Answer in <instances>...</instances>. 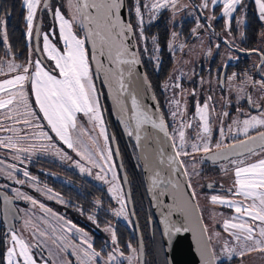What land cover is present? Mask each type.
Masks as SVG:
<instances>
[{
  "label": "snow or ice",
  "instance_id": "1",
  "mask_svg": "<svg viewBox=\"0 0 264 264\" xmlns=\"http://www.w3.org/2000/svg\"><path fill=\"white\" fill-rule=\"evenodd\" d=\"M243 3L200 0L195 5L200 15L192 36L203 45L201 29L215 34L211 21L216 19L217 6L231 36L233 14ZM254 3L264 21V0ZM23 6L26 37L35 40V47L29 49L26 61L17 62L5 33L3 44L8 51L0 57V150L15 161L6 164L0 159L4 165L0 175L21 186L0 184V189L7 190L0 191V222L7 225L0 237V264H142V245L134 248L129 243L126 254L111 223L103 228L110 234V247L97 250L84 229L22 190L32 188L47 199L65 203L51 188H41L26 167H19L36 153H51L108 185L111 200L119 205L110 211L128 219V200L113 159V138L106 128L97 81L108 90L125 133L141 150L168 247L177 236L190 234L199 264H231L237 259L244 264L254 253L264 258V51L251 50L259 56V64L253 66L259 79L249 72L243 78L236 72L221 76L227 65L218 69V87L235 93L234 118L226 110L232 106L227 96L221 97L220 110L212 95L204 101L196 99L190 108L188 96L195 98L197 92L183 87L182 72L161 85L170 93L165 97V111L147 73L140 70L145 56L157 69L160 63L158 37L147 35L146 24L163 11L172 12L174 18L191 7V0L187 4L183 0H65L62 7H53L50 0H23ZM206 11L213 14L201 23ZM41 13L52 17L53 25L46 32L39 27ZM180 36L171 33L168 50L173 54L188 47L186 42L178 43ZM223 43L229 50L234 47L227 37ZM215 47L219 49L220 43ZM206 55H212V48ZM241 100L246 101V109ZM204 160L223 162L221 171L232 176L223 194L205 197L212 224L203 214L198 191L204 187L198 170ZM207 188L214 190V183ZM17 200L30 207H17ZM94 203L99 207L102 202ZM37 207L39 216L32 211ZM217 208L228 212H217ZM87 218L100 227L95 216Z\"/></svg>",
  "mask_w": 264,
  "mask_h": 264
},
{
  "label": "flooded vegetation",
  "instance_id": "2",
  "mask_svg": "<svg viewBox=\"0 0 264 264\" xmlns=\"http://www.w3.org/2000/svg\"><path fill=\"white\" fill-rule=\"evenodd\" d=\"M186 1L187 3H189V0H185L183 2L186 3ZM197 4L199 3H197L196 0H191V7L178 12L174 18L173 14L169 15L167 11H163L158 15L157 19L154 22H152L151 24H146L147 35L149 37H158V42L160 45V63L159 68L157 69L154 65V62L151 61L147 56H145V64L143 68L152 83L153 90L156 92L157 98L160 100L162 108L165 111H167L166 107H164L166 104L165 97L170 95V93L163 91L161 85L165 80L168 79L169 76L179 75L180 72H182L183 76L181 79V83L183 87L188 89L189 91L195 89L197 92V96L195 98L192 96H188L190 108L192 107L196 99L204 101L208 95H212L217 105V109L220 110V108L224 105V100H222L221 97L227 96L231 100L232 106L228 107L226 110H228L234 118L236 116L235 107L237 106L235 93H230L227 89H221L220 87H218V69H220L222 65H227L224 71L219 73V75L221 76H223L224 74L230 76L233 72H236L241 75V78H243V73L249 72L255 79H259L260 76L258 69L253 67L254 65L259 64V56L256 53H252L251 50L260 49L261 51H264V23H262L259 19V15L254 8L253 0H247L243 3V7L241 9H238V11L233 14L234 19L231 23V36L227 35L225 31V24L221 20L217 22L215 21L214 24L211 21L215 34L211 35L210 33L205 32L203 29H201L200 36L203 40V45H201L200 41L196 40L192 36L191 32L192 28L195 27L196 16L200 15L199 10L195 9V5ZM206 12L204 16L200 17L201 23L207 22ZM40 22L42 31L44 29L42 27V24L44 22ZM173 31L181 34L178 43L186 42L188 45V47L184 49L183 53L177 51L175 54H173L168 50V41L171 38V33ZM241 33H243V35H241ZM226 37L227 39L232 41L234 45L231 50H229L223 43V40ZM216 43H220L219 49L215 47ZM189 48H191L192 51H189ZM208 48H212L211 56L206 55V51ZM241 49L247 51H241ZM229 55L234 57V59L229 60ZM185 61H187V63H185ZM201 78L204 80L203 84L200 83ZM240 104H243L245 106V109L247 108L246 101L241 100ZM227 122L228 121H225L226 124ZM215 126L219 127L218 122ZM217 138V136H214V140ZM45 163H43L42 161H36V163L29 164L26 169L32 175L38 178L40 186L41 184H44L48 188H51L53 192L59 194L56 187L62 185L65 182V171L61 168V166H58L57 171L54 172L53 175L45 176L42 172L44 171V169L41 166L36 167L37 164L50 167ZM220 163L223 162L213 164L211 161L204 160L199 165V167H204V169L206 170L216 172L218 175H224V173L221 171ZM40 176H42L43 180H41L42 178ZM226 179L229 180L228 184L224 183L225 186L221 188L218 182L212 179H207L206 177L201 182L204 185V187H202V190L206 192L208 191L210 193L223 194L224 190L230 187L232 176ZM1 182L2 181L0 179V183ZM4 182V184H10L12 187H21L11 184L10 180H5ZM208 183H214V190H209L207 188ZM78 184L80 183H77V185ZM79 187L81 188L80 185ZM0 190L7 191L5 189ZM27 192L30 195L33 194L37 200L45 198L42 197V194H37V192L35 193L29 188ZM9 194L11 193L9 192ZM59 195L63 198L65 203H56L57 213L72 221L78 227L84 229L88 234L91 235L94 241L98 236L99 229L95 224L89 221L87 217L88 215H93L95 216L97 223L99 222L98 220L100 216V206L96 207L94 203L98 199H92L90 208H84L83 205L78 202L76 203L75 208H69L68 206L72 205L68 204L67 199L63 197L62 194ZM19 201L21 200L16 201L17 207ZM54 201L56 202V200ZM24 203L25 202L22 200V204ZM51 203L53 202L51 201ZM206 204L207 201L204 205ZM80 210H83V215L81 214ZM204 211L205 212L203 214L205 218L208 219L207 208H204ZM211 221L212 220L208 219L209 224H211ZM233 263L234 260L231 262V264Z\"/></svg>",
  "mask_w": 264,
  "mask_h": 264
},
{
  "label": "trees",
  "instance_id": "3",
  "mask_svg": "<svg viewBox=\"0 0 264 264\" xmlns=\"http://www.w3.org/2000/svg\"><path fill=\"white\" fill-rule=\"evenodd\" d=\"M25 13L26 10L23 8L21 0H0V22H2L0 23V57H4L8 51L7 47L3 44V35L6 33L8 37V44L11 46L12 54H14L17 61L23 63L28 59L29 48H33L34 45L32 40H29V45L26 43L27 29ZM45 24H42L43 28H47V24ZM50 26L52 25L49 24L48 29ZM101 105L107 131L109 136L110 132H112L114 136L117 151L120 156L121 167L125 172L129 185L132 207L143 240L145 264H165L160 236L147 202L141 171L137 165V157L134 146L130 138L126 136L119 123L113 117L104 93ZM39 166H41L44 170H48L50 173H54L58 169L56 165L52 167H46L45 165L40 164L36 165V167ZM40 177L42 178V176ZM64 177L65 182L56 188L59 194H62V196L67 199L68 204L72 205L68 206L69 208H75L77 202L82 204L84 208H90L92 199L94 198H97L102 202L100 205V219L98 223L100 225L99 230H101V233H104L103 228L111 222V218L104 208L108 204L105 193L94 187L90 182L81 179L72 171H65ZM77 183L80 184L77 185ZM114 229L121 248L126 254L128 253L127 245L129 243L134 248H138L135 230L131 223L130 227L119 224L115 226ZM4 231L5 228L2 222H0V237L3 236ZM96 238L100 243H103V241L99 238V233ZM0 251H2V249H0Z\"/></svg>",
  "mask_w": 264,
  "mask_h": 264
},
{
  "label": "rangeland",
  "instance_id": "4",
  "mask_svg": "<svg viewBox=\"0 0 264 264\" xmlns=\"http://www.w3.org/2000/svg\"><path fill=\"white\" fill-rule=\"evenodd\" d=\"M183 1H185V0H183ZM245 1H247V0H244V2ZM196 2L197 3H200V0H196ZM253 2H254V0H253ZM21 3H22V6H23V0H21ZM50 3H51V5L53 7H62V6L65 5V0H50ZM186 3H187V1H186ZM23 8H24V6H23ZM254 8L257 11L256 6H255V3H254ZM65 11H66V8H65ZM167 12H168L169 15L172 14V12H170V11H167ZM206 13H207V16L213 14L212 12H208V11ZM257 14H258V11H257ZM214 15H215L216 19L212 20V23L213 24L215 23V21L217 22V21H220V20L224 23V18L221 16V10H220V7L219 6L216 7V9L214 11ZM25 16H26V13H25ZM40 20L47 24V28H44L42 30V32H46L48 30L49 24L50 25H53V21H52L51 15H49L47 13H44V14L41 13L40 14ZM261 22L264 23V21H261ZM26 43H27V45H29V39L27 37H26ZM33 49H34V47H33ZM28 57H29V52H28ZM84 122H85V124H87V121L86 120ZM72 155L74 156V153ZM0 159H4L5 162H6V164L7 163H15V161H13V160H11L9 158V155L4 150H0ZM113 159H114V162L116 164L114 155H113ZM36 161H42L43 163L46 162L45 164L48 165V166H50V167H52L54 165H56L57 167L58 166L59 167L61 166V168L64 171H72V172L76 173L81 179H84V180L90 182L94 187H96V188L100 189L101 191H103L105 193L106 199L108 200V204L104 208H105L106 212L109 214V217L111 218V222H110L111 223V226L113 228H115V226L121 224V225H125V226L130 227V223L132 224V221H131L129 209H128V219L127 220H125L123 217H115L112 214V212L110 211V209H112V208H118L119 205L116 204V202L114 200H111V197H110V195L107 192L108 185H105L101 181L96 180L94 178V176H89L87 174H81L77 168H75L73 165H71L70 162L61 161L58 157H56L55 155H53L51 153H36V154L32 155L30 161L26 162V165H19V167H21V168L27 167L29 164L36 163ZM0 167H4V165H0ZM198 170H200L202 172L201 182H202L203 179H205L207 177V179H212V180H215L216 182H218L220 184V186L221 185L222 186H225V184H228V181L229 180L226 179V178H228V177L231 176V173H229L227 175H225V174L224 175H218L216 172H213L211 170H206V169H204V167L202 168V167H199V166H198ZM117 171H118V168H117ZM42 172L44 173L45 176L53 175L54 174V173H50L48 170H44ZM118 174H119V171H118ZM220 174H222V173H220ZM119 176H120V174H119ZM0 179L2 181L1 182L2 184L5 183L4 182L5 180H8L4 175H0ZM41 180H43V178ZM121 183H122V180H121ZM122 185H123V183H122ZM44 186H45L44 184H41L40 187L43 188ZM29 189L33 190L32 188H29ZM22 190L25 191L26 193H28L27 192L28 187H23ZM198 191L202 194L201 195V199H200V204H201V208L203 210V213L205 212L204 211V208H207V212H208V209L211 206L208 205V204H206L207 206L204 205L205 202L207 201L205 197H206V195L217 194V193H210L208 191L206 192V191L202 190V188L198 189ZM34 192L36 193L37 191H34ZM31 193H33V192H31ZM38 193L41 194L40 192H37V194ZM32 196L34 197L33 194H32ZM42 197H45V198L39 199L38 201H40L41 203L45 204L46 207L51 208L54 212L57 213V204H56L57 202H55L54 200L47 199L46 196H44V195H42ZM51 201L53 203H51ZM18 207L19 208H23V209H28L30 206L27 203L22 204V200H21V201H19ZM32 211L36 212L37 216H39L41 214L38 207L35 208V209H32ZM216 211L217 212H224L225 214H227V209L217 208ZM57 214L59 215V213H57ZM51 219H52V222L53 223L56 222L54 217L51 218ZM212 223H213V221H211V224ZM216 228H217V230L222 231V229L219 227V225H217ZM103 232L104 233H101V230H98L99 238L103 241V243H100L97 240V238L93 241V238L91 237V235L90 234H88V235H89L92 243L93 244L95 243L94 246L97 248V250H100L101 247H104L105 250L107 251L108 248L110 247L111 237H110V234L109 233H107L105 231H103ZM125 264H127V262H125ZM233 264H240V261L238 259L237 260H234V263ZM244 264H264V258H262L260 254L254 253L250 257H246L245 258Z\"/></svg>",
  "mask_w": 264,
  "mask_h": 264
},
{
  "label": "water",
  "instance_id": "5",
  "mask_svg": "<svg viewBox=\"0 0 264 264\" xmlns=\"http://www.w3.org/2000/svg\"><path fill=\"white\" fill-rule=\"evenodd\" d=\"M39 27L41 29V22H39ZM33 44L35 47V40H33ZM140 70L142 72H145L143 67ZM97 86H98V89L101 93L103 90V93L105 94L106 99L109 103L113 117L119 123L121 129L124 131V127L120 123V120L115 113L114 105H113L111 99L109 98L108 90L100 83V81H97ZM103 93L100 96V102L103 101ZM148 102L151 103V101H148ZM124 133H125V131H124ZM126 136H127V134H126ZM110 138H113L111 141V146L113 148V154H114V157L117 161L118 171H119L122 183H123L125 196H126V199L128 200V209H129V213H130V217H131V221H132V226H133V228L135 230V234H136L137 246H138V248H140L142 245V248H143V256L141 258L142 264H145L143 240H142V236H141L138 224H137L136 216H135V213H134V210L132 207L131 195H130V190H129L127 178H126L124 170L121 167L120 156H119V154L118 155L116 154L117 153V147H116V143H115L114 136H113L112 132H110ZM130 140L134 146V150H135L136 157H137L138 168L141 171L142 181H143V185H144V190H145L147 202H148L149 208L151 210L153 221L157 227L158 234L160 236L165 264H199V256L195 250L193 240H192V237L190 234H183V235L177 236L174 239L172 246L168 247V245L166 243V237L163 234L164 233V226L160 222L162 219V217L160 215V209L155 206V203L153 200V195L151 192H149L150 184L148 181V174L144 169V162L142 159L141 150L135 146V141L133 139L130 138ZM125 178H126V183L124 182ZM0 191H2V190H0ZM157 191H158V189H157ZM168 202L170 203V201H168ZM2 211H3V203H2V201H0V213H2ZM0 216H1V221H2V215H0ZM3 225H4V228L6 229L7 225H5V224H3Z\"/></svg>",
  "mask_w": 264,
  "mask_h": 264
}]
</instances>
